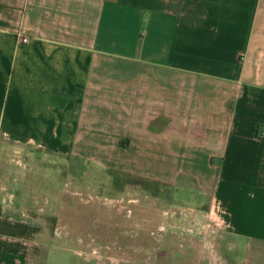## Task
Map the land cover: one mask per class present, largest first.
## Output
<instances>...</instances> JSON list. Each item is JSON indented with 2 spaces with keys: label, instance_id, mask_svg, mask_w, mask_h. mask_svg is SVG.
Instances as JSON below:
<instances>
[{
  "label": "crops",
  "instance_id": "obj_1",
  "mask_svg": "<svg viewBox=\"0 0 264 264\" xmlns=\"http://www.w3.org/2000/svg\"><path fill=\"white\" fill-rule=\"evenodd\" d=\"M72 156L197 190L259 264L264 0H0V264H48Z\"/></svg>",
  "mask_w": 264,
  "mask_h": 264
},
{
  "label": "rangeland",
  "instance_id": "obj_2",
  "mask_svg": "<svg viewBox=\"0 0 264 264\" xmlns=\"http://www.w3.org/2000/svg\"><path fill=\"white\" fill-rule=\"evenodd\" d=\"M88 159L66 158L64 174L45 161L55 215L43 221L56 241L48 264H247L246 251L229 250L224 228L193 206L197 190H172L153 172H111L109 156L98 164Z\"/></svg>",
  "mask_w": 264,
  "mask_h": 264
},
{
  "label": "built area",
  "instance_id": "obj_3",
  "mask_svg": "<svg viewBox=\"0 0 264 264\" xmlns=\"http://www.w3.org/2000/svg\"><path fill=\"white\" fill-rule=\"evenodd\" d=\"M24 41H26V40H24ZM201 213H202L201 215L205 218L206 221L209 222L210 225H214L215 221H217L216 223L219 226H222V223L219 220L218 215L215 211H213V210L211 212H203L202 211ZM166 215H167V213H166ZM178 217L181 218V215H179Z\"/></svg>",
  "mask_w": 264,
  "mask_h": 264
}]
</instances>
